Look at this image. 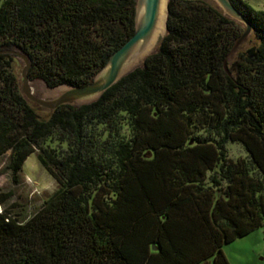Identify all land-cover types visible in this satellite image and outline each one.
I'll list each match as a JSON object with an SVG mask.
<instances>
[{
  "label": "trees",
  "instance_id": "obj_1",
  "mask_svg": "<svg viewBox=\"0 0 264 264\" xmlns=\"http://www.w3.org/2000/svg\"><path fill=\"white\" fill-rule=\"evenodd\" d=\"M229 1L258 42L233 70L243 28L204 1L168 0L141 67L46 120L0 54V165L18 185L36 153L59 186L27 219L0 192V264H229L223 246L264 226V12ZM135 8L0 0V50L23 53L49 89L83 87L133 36Z\"/></svg>",
  "mask_w": 264,
  "mask_h": 264
},
{
  "label": "rangeland",
  "instance_id": "obj_2",
  "mask_svg": "<svg viewBox=\"0 0 264 264\" xmlns=\"http://www.w3.org/2000/svg\"><path fill=\"white\" fill-rule=\"evenodd\" d=\"M204 1L216 9H218L224 16L232 19L238 23L243 30L245 25L237 18L228 15L219 0H201ZM248 6L255 11L264 12V0H242ZM137 7V0H135ZM168 0H165L167 6ZM161 23L156 26L151 36L144 41V43L137 44L127 56V61L132 64L131 70L141 67L144 60L155 53L157 47L166 34V20L167 11L161 13ZM258 42L255 39L253 31L251 30L247 36L236 46L235 50L230 53L226 68L227 70H233L235 64L238 61L240 55L251 56L257 47ZM12 69L17 75L19 86H23L22 70L25 66L24 61L18 56L11 55L9 58ZM102 72V71H101ZM97 74L96 79L101 74ZM94 78V79H95ZM29 86L33 93L41 99L52 100L56 98L62 91L66 90L65 87H58L55 89H49L46 87L43 81L28 78ZM81 105V104H80ZM74 106H78L74 104ZM35 113L39 119L46 120L51 110L44 109L33 104ZM47 145L52 147L56 146V141L51 139L47 142ZM228 156L233 160L245 159L247 153L244 148L236 143L227 144ZM58 184L52 178V176L44 169V167L38 161L36 153L31 154L24 163L22 173V183L14 184L7 172L4 171V161L0 165V192L11 193L12 196L8 201V205L16 206L15 211L22 213L25 218L31 217L36 213L44 204L46 199L58 189ZM222 252L226 257L229 264H264V226L250 233L249 235L238 238L230 244L224 245Z\"/></svg>",
  "mask_w": 264,
  "mask_h": 264
},
{
  "label": "water",
  "instance_id": "obj_3",
  "mask_svg": "<svg viewBox=\"0 0 264 264\" xmlns=\"http://www.w3.org/2000/svg\"><path fill=\"white\" fill-rule=\"evenodd\" d=\"M225 12L237 18L245 25V30L242 36L235 42L231 53L235 50L236 46L247 36L252 30L250 24L244 17L233 7L229 0H219ZM161 0H137V7L135 8V32L133 36L115 53L111 55L105 68L101 70L99 77L94 79L91 84L83 87H65L66 90L62 91L56 98L52 100H45L38 98L29 86L28 71L30 68V61L28 58L16 49H2L0 54H10L21 58L24 61V68L22 70L23 86L21 88L22 94L33 104L48 110H55L61 105H82L95 101L99 96L108 88L114 85L122 77L129 74L132 64L127 61V56L132 49L139 43H144L151 36L156 26L162 21L163 15L160 13ZM167 11L168 6L164 5L162 12ZM166 26V25H165ZM225 70L228 72L226 65ZM99 72V73H100ZM98 73V74H99ZM48 88V87H47Z\"/></svg>",
  "mask_w": 264,
  "mask_h": 264
},
{
  "label": "bare ground",
  "instance_id": "obj_4",
  "mask_svg": "<svg viewBox=\"0 0 264 264\" xmlns=\"http://www.w3.org/2000/svg\"><path fill=\"white\" fill-rule=\"evenodd\" d=\"M163 5H164V0H161V2H160V13H162V8H163Z\"/></svg>",
  "mask_w": 264,
  "mask_h": 264
}]
</instances>
